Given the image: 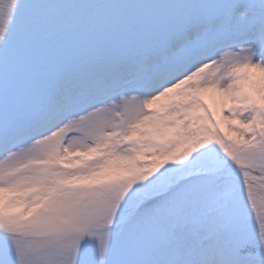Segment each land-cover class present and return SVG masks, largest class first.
I'll list each match as a JSON object with an SVG mask.
<instances>
[{"label": "snow or ice", "instance_id": "6c2138e0", "mask_svg": "<svg viewBox=\"0 0 264 264\" xmlns=\"http://www.w3.org/2000/svg\"><path fill=\"white\" fill-rule=\"evenodd\" d=\"M0 264H264V0H0Z\"/></svg>", "mask_w": 264, "mask_h": 264}]
</instances>
